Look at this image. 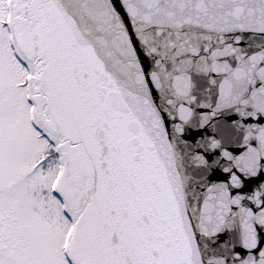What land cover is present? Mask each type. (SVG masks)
Wrapping results in <instances>:
<instances>
[{"label": "snow or ice", "instance_id": "6c2138e0", "mask_svg": "<svg viewBox=\"0 0 264 264\" xmlns=\"http://www.w3.org/2000/svg\"><path fill=\"white\" fill-rule=\"evenodd\" d=\"M0 264H264V0H0Z\"/></svg>", "mask_w": 264, "mask_h": 264}]
</instances>
